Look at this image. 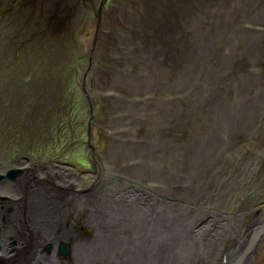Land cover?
Wrapping results in <instances>:
<instances>
[{
    "label": "rangeland",
    "instance_id": "rangeland-1",
    "mask_svg": "<svg viewBox=\"0 0 264 264\" xmlns=\"http://www.w3.org/2000/svg\"><path fill=\"white\" fill-rule=\"evenodd\" d=\"M74 1L32 5L50 15ZM19 5L0 0V109L30 100L31 137L48 129L39 126L42 119L56 114L59 126L52 132L61 129L63 144H72L68 158L86 173L82 181L94 179L97 159L106 166L105 181L125 185L131 178L116 169L132 160L157 166L161 176L173 174L180 192H197L183 200L181 214L192 217L198 209L191 203L198 199L209 212L222 209L225 200L226 213L263 209L264 0H80L78 15L62 32L45 30L40 43L33 31L29 41L28 25L36 23L23 21ZM22 21L24 38L9 40L16 31L9 27ZM21 41L35 45L16 50ZM9 95L27 98L14 102ZM113 142L125 152L120 159L110 154ZM248 191L258 193L256 202H247ZM156 192L152 209L158 215L163 192ZM174 199H165L168 219L179 216ZM246 222L245 228L253 224Z\"/></svg>",
    "mask_w": 264,
    "mask_h": 264
},
{
    "label": "flooded vegetation",
    "instance_id": "flooded-vegetation-1",
    "mask_svg": "<svg viewBox=\"0 0 264 264\" xmlns=\"http://www.w3.org/2000/svg\"><path fill=\"white\" fill-rule=\"evenodd\" d=\"M34 1L20 0V3L27 4L32 8H29V11L35 12L34 18L31 17L32 13L22 14L27 22L42 18L44 23L55 19L60 20L61 23L78 15V11L75 13L74 9L80 0H75L72 3L74 6L72 8L64 10L56 8L50 15L42 13L46 10L42 9V5H40L41 9H34L32 5ZM47 1L49 0H42V2ZM90 1L93 2V0ZM105 1L103 0V3ZM39 3L42 4L41 0ZM54 4L58 5V3ZM91 12L93 13L92 9ZM94 17L98 19L99 16L94 15ZM56 26L54 24V29L47 32L53 33ZM60 28H58V32H60ZM45 30L47 29L45 28ZM31 32V25H28L29 41ZM41 33V37H37L39 43L44 35L43 32ZM33 41L36 43V39ZM12 98L15 102L18 98L25 99L27 97L7 96V100L11 101ZM29 102L30 100H19L18 106L14 103L11 105L9 102L6 109H0V264H55L56 260L60 261L59 264H77L78 245H90L93 242L91 246L95 244L94 247L105 248L107 245L105 239L108 236L106 232L109 230V235L112 236L116 231L114 227V230L112 229L113 224L117 225L115 224L116 213L109 211L110 205H105V201L102 208H99V213L94 215H90L92 211L89 205H85L84 208L79 207L78 201H76L82 198L80 197L82 195L91 194L96 183L100 184L97 189L98 199L103 200L108 192L107 185L104 183L107 178L105 173L107 169L106 166L99 165L97 159H94L92 161V171L94 172L92 178L94 179L88 182L87 180L82 181L84 180L82 176L86 173L75 168L72 160L68 158L72 144H63L61 129H59L60 132L57 130L55 134L52 132L55 125L59 126L56 114L55 119L50 116L40 121L39 126H45L44 130L48 128L46 131L41 134L35 133L33 137L30 136ZM92 146L91 154L95 157L96 150L94 145ZM64 179L68 181L67 185L73 190L70 191V196L63 200L60 194L61 190H55L53 187L59 185V181ZM42 185L47 187L44 190V194L48 191L46 195L40 189ZM246 194V198L249 200L247 202H251V199L256 202L255 199L258 195L256 191H248ZM108 197L111 198L109 195ZM248 211L249 216L246 217V223L250 225L252 222L256 224V227L252 230L251 238L244 245L238 247L240 249H237V253L241 254L237 255L235 264H264V204L263 209L248 207ZM134 217L137 219L140 215L136 214ZM121 228L122 234H124L121 236L122 242L124 241L123 237L134 241L136 235L132 233V225L129 224ZM124 232H128L129 236ZM128 248L129 246H127ZM123 250H125L124 247ZM96 252L94 249V255ZM106 263L107 257H104L101 264ZM116 264H126L123 255L118 256ZM199 264L212 263L200 261Z\"/></svg>",
    "mask_w": 264,
    "mask_h": 264
},
{
    "label": "bare ground",
    "instance_id": "bare-ground-1",
    "mask_svg": "<svg viewBox=\"0 0 264 264\" xmlns=\"http://www.w3.org/2000/svg\"><path fill=\"white\" fill-rule=\"evenodd\" d=\"M197 119L199 118L197 117ZM113 144L115 148L113 150L111 149L110 154L119 157L120 159V155L125 152L120 147H118V145L115 142H113ZM135 164L136 163H134L132 160L126 161L123 165H121V162L119 163L121 167L117 168L116 170L121 171V174L128 176L129 178H131V180L128 179L127 180L128 183L122 185L120 184L121 182L119 183L115 179L112 178L107 179L105 181L106 182L105 184L107 185L108 192L105 194L103 200L98 199V191L95 190L91 194L89 193L87 195H82L80 196L82 198L76 200L78 201L77 205L79 207L84 208L85 205H89V207H91L92 212L90 213V215L99 213L98 210L99 208L100 209L102 208V205L104 204L103 202L105 201V205L106 204L110 205L109 211L111 212L115 211L116 213L115 216H117L116 219L117 221L115 220L116 221L115 224L117 225L115 226L113 224L112 226V229L113 227L114 229H116L113 235L112 236L109 235V230L108 232L105 231L106 233H108V236L105 239V241L107 242L106 247L105 248L101 246L94 247L95 244L91 246L93 242L90 244L91 247H89L88 245H78L77 253L79 258L81 257V259L84 260L86 258L87 261L89 262V263L87 262V264H95L96 262H98V264H101V260L104 257H107L106 264H116L117 253H119V256L123 255L124 263L126 264H193V261L195 262L205 261V262H210L212 264L236 263L237 255L241 254V253L239 254L237 253L238 247L244 245L246 241L251 238L252 230L256 227V224H251L249 228L244 227V224L247 221L246 213L249 214L248 206H241L239 209H237V212L235 213L230 211L229 213H226V207L228 206V203L230 201L228 202V200H225L222 209L220 210L215 209L209 212V211L201 210L202 203L204 200L202 199L201 201H198L200 200L198 199L196 200L197 202L191 203L192 206L190 205L191 207L198 209L196 213L191 214L192 217L187 216V214L184 213L181 214V208H182L181 203L184 202L183 200L185 198L188 199L189 201L190 199L192 200L193 199L192 197H194V195L197 194V192L194 193V189L192 188L180 192V190H178L179 186L175 188L176 181L174 180L176 177L173 174H168V173L165 174L166 177H164L165 175L161 176V174L158 173V170L154 169V167L157 166L143 167L141 165H135ZM107 168L110 169L113 168V164L108 163ZM152 169H154L153 172ZM151 175L153 176L154 180L147 178V177L152 178ZM65 181H66L65 179L60 180L59 185L57 184V186L59 188H61V186L69 187L67 185L68 181H66V183ZM143 187H148V190H142ZM40 189L44 194V190H46L47 187L42 185ZM156 190L158 192H163L162 193L163 197L160 199V202H162L161 203L162 208L160 213H158V215L155 214V211L153 212L152 209L154 208V205L156 203L153 197L157 196L158 194ZM70 191L71 190L69 189H65L64 191L61 190V193L64 192L63 193L64 195L61 194L63 200L70 196ZM47 192L48 191H46V194ZM165 193L167 194L165 195ZM168 194L176 198L174 199V201L175 202L177 201L176 203L177 210L175 211L174 214L175 215L176 213L179 214V216L176 215L178 216V218L174 217L172 219H168L167 218L169 216L168 210L164 211L166 209L165 206L167 204L165 199L168 197ZM108 195L111 198H109ZM116 197L119 199H117ZM136 214L140 215V217H138L137 219L134 217ZM129 224L132 225L133 228L132 233L133 235H136V237L134 238V241H129L127 237L125 238L123 237L124 241L122 242L121 236L124 234H122L123 230H121L122 229L121 227L128 226ZM138 227L139 230L136 231ZM127 229L129 230V228ZM126 234L127 236H129L128 232ZM95 237L97 238V236ZM5 240L7 239L5 238ZM127 246H129L128 249ZM123 247L125 250H123ZM94 249H96L97 251L95 255H94ZM98 253L100 254V256L98 255ZM113 254H115V257L113 256ZM59 262L60 261L56 260L55 264H59Z\"/></svg>",
    "mask_w": 264,
    "mask_h": 264
},
{
    "label": "trees",
    "instance_id": "trees-1",
    "mask_svg": "<svg viewBox=\"0 0 264 264\" xmlns=\"http://www.w3.org/2000/svg\"><path fill=\"white\" fill-rule=\"evenodd\" d=\"M19 6H20V10H19L20 13H22V14H29V13H31V11H29V13H28V9H29L28 8V5H25L24 3H20ZM23 21L24 22H27V20H23ZM23 21L21 23H18V24H17V22H13L12 25L9 27V30H8L9 32L12 31V29H14V27L16 29L15 33H13L12 35H9L8 34L9 35V37H8L9 40H16L17 37L19 39L24 38L23 25H25V24H24ZM59 21L60 20H58V19H55V20H53L51 22H48L47 21L46 23H44V22L40 23V22L32 21V22H35L36 24H34V23H31V24L28 23V24L31 25V29H32L33 33L37 37H41L42 33L40 31H43V33H44L45 28H46L45 25H47V28H46L47 31H52L54 29V24H56L57 26H56L54 32H58V28L59 27H61L60 28V32H62V28L63 27H66V25H65L66 24L65 23L66 21H62L61 23ZM51 41H53V34L49 37V41H47V43L48 42H51ZM32 45H35V44H30V43L27 44L24 41H21L20 46H17V49L16 50H18V48H20L22 50L24 47L27 50V48L30 47V46H32Z\"/></svg>",
    "mask_w": 264,
    "mask_h": 264
}]
</instances>
